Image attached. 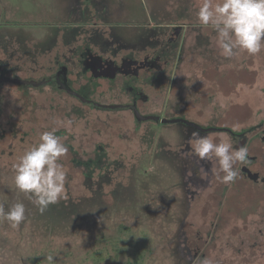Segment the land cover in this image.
Instances as JSON below:
<instances>
[{
	"label": "rangeland",
	"instance_id": "rangeland-1",
	"mask_svg": "<svg viewBox=\"0 0 264 264\" xmlns=\"http://www.w3.org/2000/svg\"><path fill=\"white\" fill-rule=\"evenodd\" d=\"M149 1L129 0L130 13L126 9L115 16L124 17L117 31L125 32L127 39L135 25L159 24L155 28L161 35L171 25L181 27L158 86L145 87L144 73L136 77L138 73L115 71L108 79H90L95 87L88 97L99 103L128 102L131 95L125 86L141 81L144 102L138 99L137 105L143 112L226 130L208 135L216 142L230 140L229 131L256 124L264 116V50L225 58L216 47V33L196 18L203 0ZM56 2L76 1L0 0L2 72L12 68L15 78L39 81L56 69L58 61L76 74L80 70L74 56L81 48L104 49L89 44V38L96 30L105 33L108 26L60 20L57 6L63 5ZM191 10L190 22L186 15ZM75 26L82 40L68 37ZM59 30L62 34L46 50L40 42L46 37L47 45ZM80 83L73 80L76 88ZM186 127L137 124L129 110L89 106L50 86L0 84V205L7 209L23 203L28 216L16 229L0 219V264H126L134 249L131 242L141 248L142 264H264V160L250 164L246 175L243 165L237 164L242 172L234 183L225 185L214 175L215 160L210 161L209 174L203 164H187V154L174 153L184 145L176 131ZM53 128L68 148L58 161L67 172L65 199L81 200L80 216L73 222L38 218L31 199L14 186L13 164L37 143L40 133ZM248 143V153L259 159L264 151L257 140ZM102 148L118 167L111 174V184L95 197L85 188V170L76 164L94 158ZM195 167H201L204 181L194 185L196 196L189 197L187 178L189 170L197 172ZM101 171L98 165L96 177ZM122 226L133 231L134 241L129 231L121 232ZM109 238L114 241L109 243ZM112 243L119 245L117 252ZM102 248L106 255L100 260L96 250L105 252Z\"/></svg>",
	"mask_w": 264,
	"mask_h": 264
},
{
	"label": "flooded vegetation",
	"instance_id": "flooded-vegetation-1",
	"mask_svg": "<svg viewBox=\"0 0 264 264\" xmlns=\"http://www.w3.org/2000/svg\"><path fill=\"white\" fill-rule=\"evenodd\" d=\"M76 2H56L57 5L62 4L61 8L57 6L59 9L58 18L61 20L62 18H67L68 23H74L75 25L79 24H102L106 22L105 24H120L119 22H125L123 20L124 17L115 16V13L118 12H126L125 10L129 7V0H75ZM133 2H150L149 0H131ZM129 10V9H128ZM131 10V9H130ZM130 10L128 11L130 13ZM136 12L137 9H135ZM142 12V10H140ZM65 20V19H64ZM156 22V21H155ZM61 23V22H59ZM157 24L156 28H160L161 25ZM179 25H171L169 32L166 35H161L158 32L155 34V38L152 40L153 43H150L149 45H146L145 39H142L141 41H135L133 42L131 38H126L125 32H119L121 36L123 37V42L121 44L114 43L113 41L109 40L107 45L104 47V49L101 50H94L90 47L81 48V51L74 56L76 58V63L79 66L80 71H76V74L71 73V66L66 64H60L58 65V61H56V69L54 68L50 74L47 77L42 78L39 81H32V80H22L14 77V69L11 68V76H7V72H2L0 69V84L2 83H12V84H21L22 86H32L33 83H40L38 86H50L54 89H57L58 91L65 92L68 96H70L73 99H76L78 102L93 106L92 103H95L92 99H90L87 95V93H90L91 90L94 89L95 85H92L90 79H94L93 77L99 76L96 78H102V79H108L107 76H112L115 71L117 72H123V74L127 75H133L134 73H138L136 77L142 75L141 73H144L148 79L144 82V86L147 87L149 85L151 87L155 86L157 87V82L160 81V77L163 74L165 68L170 64V55H168V51H171V46L176 44V41L179 39L181 35V28H179ZM110 30L108 29V34ZM58 33H61V30L58 32H55L53 34V38L47 40V45L45 43V38H43L44 43L42 46L47 50L51 48V43L53 40L58 36ZM62 34V33H61ZM65 34L63 35V37ZM86 36V34H85ZM88 36V34H87ZM166 36V37H165ZM71 39L82 40L81 30H79V33L73 35L69 34L68 36ZM163 37L165 38L163 40ZM127 39V41H125ZM5 41H9L8 39H5ZM87 42V41H86ZM67 44V42H64ZM81 46V45H80ZM43 50V48H42ZM137 52H135V51ZM130 51H134V53L130 54ZM44 52H46L44 50ZM66 65V66H64ZM58 66V67H57ZM1 68V67H0ZM55 70V71H54ZM135 71V72H134ZM73 74V75H72ZM82 74V75H81ZM89 74L87 78L84 80L83 77ZM78 83V81H81L80 86L78 88L73 85V80ZM82 80L86 81L82 83ZM64 85L65 88L61 89L60 86ZM142 83L141 81H138L136 86L132 85H126L125 90L130 94V99L128 102H119L116 104L111 103H99L101 105H117L118 107H115L114 109H109L101 106H93L105 110H115V109H126L129 110L132 115L133 119L136 121V118L134 117V110H137L138 113L142 116H156L157 120L147 119L144 121H139L136 123H156V124H178L181 123L183 125H186L187 127L185 129L179 128L177 132V136L184 145L178 146L176 150L174 151L175 154H187L186 158L190 160L187 164H203L201 167L206 170V172H209L210 174V166L209 164L212 162L209 161H200L197 157L191 155V146L188 144L189 141H191L192 137L191 134L193 131L199 130L201 136L209 135L211 132L220 131V128H210V127H204L199 126L200 128L196 127L195 125H191V123L182 120L175 119L176 121L170 122L171 117L167 116H158L157 114H149L150 112H143V107L141 108L139 105H137L138 99L143 100L144 96H142V92L140 90V87ZM71 91L74 92V94L70 93ZM139 89V90H138ZM264 93V88H263ZM81 98H85L87 102H83ZM90 101V102H88ZM144 102V101H142ZM142 109V110H141ZM174 120V119H173ZM226 132V130H223ZM230 136V142L233 144L234 148H239L241 146L247 147L250 141L257 140V143L259 144V148L264 151V116L260 118L256 124H252V126L245 128L244 130L240 131H229ZM248 134H251L249 137ZM180 150V151H179ZM262 152V151H261ZM260 159V160H259ZM257 159L256 155L249 154L247 158V162L243 164L242 170L245 169L244 173L247 174L248 167L250 164H263L262 160H264V152H262L261 157ZM240 166V164H239ZM238 166V167H239ZM264 166V164H263ZM201 167H195L197 169V172L192 169L189 170V177L187 178V188L186 193H188L189 197H195L196 196V189L194 188V185L202 180L204 181V178L200 176V168ZM237 167V168H238ZM239 169V168H238ZM199 172V174H198ZM205 172V171H204ZM239 172H242L241 169ZM257 173V172H256ZM242 174V173H240ZM249 174V173H248ZM196 175V176H195ZM248 176V175H247Z\"/></svg>",
	"mask_w": 264,
	"mask_h": 264
},
{
	"label": "clouds",
	"instance_id": "clouds-1",
	"mask_svg": "<svg viewBox=\"0 0 264 264\" xmlns=\"http://www.w3.org/2000/svg\"><path fill=\"white\" fill-rule=\"evenodd\" d=\"M196 18L201 26L210 27L216 33V47L225 58L237 53L253 56L264 50V0H217L215 4L203 0ZM191 137V155L200 161L215 160L214 175L221 183L228 185L238 179L235 166L247 162L246 147L234 148L230 140L216 142L215 138L201 136L199 130L193 131ZM67 151L53 128L40 133L37 143L12 166L15 188L28 195L41 214L66 198L67 172L58 161ZM25 218L23 203H15L7 211L0 205V219L10 227L19 228ZM47 260L51 262L53 257L49 255Z\"/></svg>",
	"mask_w": 264,
	"mask_h": 264
},
{
	"label": "trees",
	"instance_id": "trees-1",
	"mask_svg": "<svg viewBox=\"0 0 264 264\" xmlns=\"http://www.w3.org/2000/svg\"><path fill=\"white\" fill-rule=\"evenodd\" d=\"M151 1H156V0H151ZM164 2H179V0H164ZM192 13H193V10L187 13L186 18L188 19V21H190L191 19L190 16L192 15ZM184 15L185 13L180 14L179 17L182 18ZM155 21H157V19H155ZM105 23L106 22L102 24L108 26V28L105 30L106 32L104 33L99 30L94 31L93 33L94 35L92 34V36L89 38L90 39L89 44L93 46L94 44L96 45L100 44L105 47L109 40L116 43V45L117 44L119 45L123 42L124 39L119 33L120 32L119 30L121 29L117 31V28H119V24L112 25L110 23L109 24H105ZM108 29L110 30L109 34H108ZM156 32H157V29L155 27L154 28L148 27L147 24H143L141 26L135 25L132 29V32L129 33V36L131 37V40L133 42H135L136 40L141 41L142 39H145L146 45H149L150 43H153L152 40L155 38ZM77 33H79V27L75 26L71 29L70 34L75 35ZM174 46H176V44ZM220 130L223 131L224 129H220ZM97 163H100V164H97ZM76 165L82 167L85 170V173H84L85 188L88 191L90 196H95V197L103 191L102 190L103 186H109L111 184V179H112L111 174L118 167L113 163V161L111 162L108 160V157L106 156L105 150H103V148L100 149L98 152L96 151V155L94 158L89 159L88 161L78 162V164ZM98 165H102L103 171H101L102 174H98L96 177L95 171ZM80 201L79 199H74L73 197L64 199V201H61V202L59 201L56 204L50 205L43 214L37 211V217L44 219V220L49 219L48 222H52V219L53 220L62 219V220H66L69 222L70 221L73 222L77 219V217L79 218L80 216L78 214L79 210L77 207L78 202ZM3 207L5 211L9 209V208L6 209V205L4 204H3ZM25 217L26 218L24 221H27L28 216L26 214V211H25ZM121 229L119 230V232L121 231L122 233H124L126 230L129 231L131 233V241H134V238H133L134 234L130 228L126 226H122ZM112 241L114 240L109 238V243ZM111 245L113 247L112 248L113 251L117 252L119 250V247H118L119 245H117L116 243H112ZM131 245L132 247L134 245V249L132 253L129 254L128 252L129 255H128V260L126 261V264H142L141 248H139L137 245L133 244L132 242L129 244V246L131 247ZM102 249L105 250V252H103L102 250L100 252L99 250H96V255H98L100 260L101 258H104V254L106 255V249L105 248H102Z\"/></svg>",
	"mask_w": 264,
	"mask_h": 264
},
{
	"label": "water",
	"instance_id": "water-1",
	"mask_svg": "<svg viewBox=\"0 0 264 264\" xmlns=\"http://www.w3.org/2000/svg\"><path fill=\"white\" fill-rule=\"evenodd\" d=\"M39 84H41V82L40 83H33V85L36 87V86H38ZM60 88L61 89H63V88H65L64 87V85L62 84L61 86H60ZM68 90H70V89H68ZM70 93H72V94H74V92L73 91H71L70 90ZM82 99V101L83 102H87V100L85 99V98H81ZM88 102H90V101H88ZM93 104V106H103V107H105V108H109V109H114L115 107H118L117 105H101V104H98V103H92ZM134 117L136 118V121L137 122H139V121H144V120H147V119H152V120H157L158 118L156 117V116H142V115H140L139 113H138V111L137 110H134ZM174 121H176L175 119L174 120H170V122H174ZM178 121V120H177ZM189 123H191V122H189ZM191 125H195L194 123H191ZM196 127H198V128H200L199 126H197V125H195Z\"/></svg>",
	"mask_w": 264,
	"mask_h": 264
}]
</instances>
